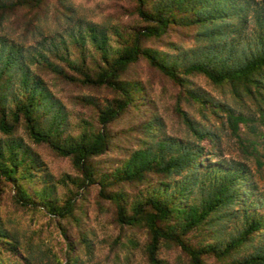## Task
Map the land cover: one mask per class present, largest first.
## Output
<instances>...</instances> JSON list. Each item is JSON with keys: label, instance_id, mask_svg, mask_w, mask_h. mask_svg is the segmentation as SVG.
<instances>
[{"label": "trees", "instance_id": "1", "mask_svg": "<svg viewBox=\"0 0 264 264\" xmlns=\"http://www.w3.org/2000/svg\"><path fill=\"white\" fill-rule=\"evenodd\" d=\"M67 2L58 0L59 8L65 11ZM135 2V12L144 22L140 29L125 35L116 27L109 30L104 25L81 21L82 33L74 40L79 59L72 60L66 53L61 54V47L56 44L24 46L10 41L4 31L13 16L14 21H20L16 28L34 30L36 22L48 11L49 0H0V187L9 186L19 206L44 210L62 221L72 218L89 187L98 185V196L112 205L114 220L120 226L146 230V264H166L159 256L163 243L178 248L190 264H264V212L257 210L261 203L254 199L245 165L234 161L206 164L203 155L209 153L196 142L210 133L182 109L179 98L175 111L195 141L163 134V119L143 84L127 77L132 66L144 60L178 85L185 98L201 106L216 107L210 98L189 87V75L202 74L216 85L228 84L235 98L246 95L253 99L264 117V11L259 7L253 15L252 4L258 5L253 0ZM174 27L194 28L200 46L197 48L207 51L206 55L179 63L144 45L146 40L160 39ZM14 33L15 30L11 34ZM87 43L93 51L91 56L86 52ZM22 51H34L28 57L29 64H35L40 72L55 74L77 87L108 89L112 97L104 106L89 95L73 97L75 103L94 109L96 124L88 127L85 121L80 135H65V106L26 63ZM224 110L234 134L241 123L249 121L230 108ZM134 119L137 121L129 129L120 131L140 134L129 137L136 138V144L130 147L118 142L110 128ZM20 127L33 143L46 145L58 157L69 158L78 171L73 181L76 190L60 202L53 195L55 185L48 168L33 148L16 137ZM110 149L121 151L126 157L119 164L118 159L109 162L101 156ZM39 169L35 177L34 172ZM157 181L158 191L137 201H130L124 189ZM31 183L40 184V188L31 190ZM195 193L200 195L199 201L189 202ZM224 218H241L242 226L224 236L225 226L220 223ZM200 228L203 232L209 230L211 241L204 245L191 243L188 234ZM216 233L218 236L213 239ZM247 247L252 252L242 255ZM19 248L16 233L0 220V249L15 254ZM111 250L116 252L117 246ZM10 262L0 260V264ZM67 264L82 261L75 255Z\"/></svg>", "mask_w": 264, "mask_h": 264}, {"label": "rangeland", "instance_id": "2", "mask_svg": "<svg viewBox=\"0 0 264 264\" xmlns=\"http://www.w3.org/2000/svg\"><path fill=\"white\" fill-rule=\"evenodd\" d=\"M253 1L258 3V5L252 4L251 13L253 15L257 13L256 9L259 7L264 11V0ZM67 4L68 8L64 11L59 8L58 0H49L48 11L46 10L45 15L36 22V28L30 32H24L23 26L16 28L15 24L20 21H14L15 16H13L6 24L8 28L4 31L9 34L6 36L10 38V41L24 46H35L39 42L47 45L56 44L61 47V54L66 53L72 60H78L79 52L74 40L82 33L81 21L104 25L109 30L116 27L125 35L144 25L135 12V0H68ZM13 30H15L14 35L11 34ZM194 32L195 29L192 27H174L160 39L146 40L144 45L158 51L161 56L168 59L188 63V60L199 59L207 52L197 48L200 46L195 40ZM113 37L116 39V36ZM116 44L117 42L114 41L113 46L115 47ZM64 48L68 51H63ZM86 49L88 56H91L93 51L89 43L86 44ZM31 53L34 51H22L27 64L31 60L28 58ZM88 63H90L89 58ZM29 66L40 74L53 96L65 106L67 112L65 135L72 137L80 135L82 123H87L85 121H88V127L90 124H96L94 109L75 103L73 97L89 95L104 106L112 97L108 89L77 87L64 82L55 74L47 71L40 72L35 64H29ZM127 77L143 84L157 113L163 119V134L195 141L175 111L176 100L179 98L182 109L186 110L204 130L210 133V136L196 142L209 153L203 155L207 159L206 164L242 162L253 188L254 199L261 203L257 210L264 212V117L260 116L259 107L253 99L246 95L235 98L228 84L216 85L204 75L193 73L188 78L189 87L201 92L204 97L210 98L216 107L211 104L201 106L190 98H185V94L180 92L178 85L144 60L133 65ZM225 108H230L235 114L241 113L249 118L248 123L239 125L235 134L229 127ZM130 113L132 115L133 112ZM135 121L137 120L129 122L124 120L112 125L110 131L116 134L118 142H125L130 147L136 144V138L129 140V137L131 135L140 136V134L135 132L120 134L122 129H129ZM0 137H3L1 133ZM16 137H21L25 145L33 148L48 168L55 185L53 195L58 197L56 199L58 202L67 193L76 190L73 181L79 173L69 158L58 157L46 145L33 143L23 127L18 129ZM105 156L109 162L118 159L117 164L126 157L123 152L111 149L107 155L101 157ZM41 169L34 172L35 177L39 175ZM158 185L157 181L149 186L142 184L136 187L126 186L124 189L129 193L130 201L135 199L137 201L155 194L158 191L156 189ZM29 186L31 190L40 188V184L31 183ZM98 192V185L90 186L83 200L79 201L73 217L60 221L44 210L19 206L11 196L13 191L10 187L2 185L0 187V220L10 231L16 233L20 240V248L15 254L0 249V260L3 263L11 261L12 264H67L72 262L76 255L82 264H146L145 249L148 242L146 230L140 227L120 226L114 220L112 205L109 201L101 199ZM193 196L194 198L189 202H198L200 195L195 193ZM79 197L81 194L78 195ZM242 220L241 218L234 221L225 218L220 220V223H224L225 226L224 236L237 232L242 226ZM60 223L64 225L69 237L66 236ZM208 231L203 232L200 228L189 233L187 238L193 244L204 245L211 241ZM222 233L221 238L224 237ZM216 236H218L217 233L213 239ZM255 241L254 243H257ZM113 245L117 246L116 252L111 250ZM245 252L250 254L252 249L243 248L242 255H245ZM159 256L165 260L166 264H190L185 254L172 245L163 243Z\"/></svg>", "mask_w": 264, "mask_h": 264}]
</instances>
